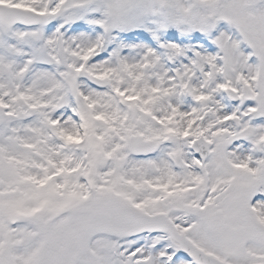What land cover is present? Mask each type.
Masks as SVG:
<instances>
[{"label":"snow or ice","instance_id":"1","mask_svg":"<svg viewBox=\"0 0 264 264\" xmlns=\"http://www.w3.org/2000/svg\"><path fill=\"white\" fill-rule=\"evenodd\" d=\"M0 264H264V0H0Z\"/></svg>","mask_w":264,"mask_h":264}]
</instances>
